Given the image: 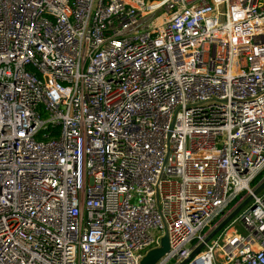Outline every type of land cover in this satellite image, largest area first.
Wrapping results in <instances>:
<instances>
[{
  "label": "built area",
  "instance_id": "2783aa9c",
  "mask_svg": "<svg viewBox=\"0 0 264 264\" xmlns=\"http://www.w3.org/2000/svg\"><path fill=\"white\" fill-rule=\"evenodd\" d=\"M263 170L264 0H0V264H179ZM252 202L186 264H264Z\"/></svg>",
  "mask_w": 264,
  "mask_h": 264
},
{
  "label": "water",
  "instance_id": "95a60500",
  "mask_svg": "<svg viewBox=\"0 0 264 264\" xmlns=\"http://www.w3.org/2000/svg\"><path fill=\"white\" fill-rule=\"evenodd\" d=\"M264 190V179H262L256 189L253 191L251 196L246 197L240 204L233 208L207 235L204 242L198 245L187 257L179 264H186L194 255H196L205 244H207L211 239H213L218 233H220L246 206L254 208L252 202V197L259 194ZM168 251V241L167 237L164 236L160 240V246L156 249L149 251L141 260L140 264H155L166 252Z\"/></svg>",
  "mask_w": 264,
  "mask_h": 264
},
{
  "label": "trees",
  "instance_id": "16d2710c",
  "mask_svg": "<svg viewBox=\"0 0 264 264\" xmlns=\"http://www.w3.org/2000/svg\"><path fill=\"white\" fill-rule=\"evenodd\" d=\"M263 178H264V170H263L258 176H256V177L253 179V181L251 182L250 186H251V187H254V186L258 185V183H259ZM243 195H244V194H239L238 196H236V197L231 201V203L227 206V208L221 213V217H222V215L225 214V212H226L229 208L233 207V206L235 205V203H237ZM217 221H218V220H214V221L211 223V227L214 226L215 223H216ZM207 230H208V229H206L205 231H207Z\"/></svg>",
  "mask_w": 264,
  "mask_h": 264
},
{
  "label": "rangeland",
  "instance_id": "374dc122",
  "mask_svg": "<svg viewBox=\"0 0 264 264\" xmlns=\"http://www.w3.org/2000/svg\"><path fill=\"white\" fill-rule=\"evenodd\" d=\"M264 179V178H263ZM238 203V202H237ZM237 203H235V205L233 206V207H231V208H229L226 212H225V214L224 215H222V217H221V219L222 218H224L233 208H235L236 206H237ZM213 228V226L210 228V229H212ZM218 254V251L217 250H215V255H217ZM170 264H172V262L170 263Z\"/></svg>",
  "mask_w": 264,
  "mask_h": 264
}]
</instances>
